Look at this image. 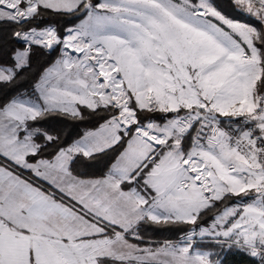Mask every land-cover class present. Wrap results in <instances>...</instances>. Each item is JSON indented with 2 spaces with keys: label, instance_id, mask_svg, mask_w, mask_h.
<instances>
[{
  "label": "snow or ice",
  "instance_id": "snow-or-ice-1",
  "mask_svg": "<svg viewBox=\"0 0 264 264\" xmlns=\"http://www.w3.org/2000/svg\"><path fill=\"white\" fill-rule=\"evenodd\" d=\"M0 264H264V0H0Z\"/></svg>",
  "mask_w": 264,
  "mask_h": 264
}]
</instances>
